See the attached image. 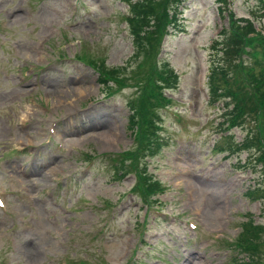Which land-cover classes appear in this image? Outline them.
<instances>
[{"label": "rangeland", "instance_id": "rangeland-1", "mask_svg": "<svg viewBox=\"0 0 264 264\" xmlns=\"http://www.w3.org/2000/svg\"><path fill=\"white\" fill-rule=\"evenodd\" d=\"M263 1L232 0L227 12L217 0L168 3L150 58L137 52L128 0H0V264H247L248 253L264 264V226L260 237L246 229L264 225V203L246 195L258 173L242 166L248 151L212 149L223 110L208 95L213 40L234 17L264 34ZM79 54L127 86L107 94ZM160 63L180 76L160 110L168 143L146 158L166 189L146 204L134 172L113 179L107 156L85 159L136 146L129 101ZM256 127L230 133L242 141Z\"/></svg>", "mask_w": 264, "mask_h": 264}, {"label": "trees", "instance_id": "trees-1", "mask_svg": "<svg viewBox=\"0 0 264 264\" xmlns=\"http://www.w3.org/2000/svg\"><path fill=\"white\" fill-rule=\"evenodd\" d=\"M133 10L132 17H129L132 33L139 45L141 41H149L151 48L160 43L164 32L162 29V20L166 19L165 8L174 3H180L183 0H129ZM229 1V2H228ZM173 2V3H171ZM220 9L227 12L228 3L231 0H217ZM169 5L167 6V4ZM157 20V29H151L152 20ZM254 19V18H253ZM250 17H234L230 28H222L219 36L212 45L213 63L210 68L208 79L209 93L212 101L224 98L223 120L219 125L220 130L224 131L220 138L216 140L212 149L215 152L228 151L229 154H239L244 150L249 151V163H260L264 171V65L258 64L260 55L258 47L264 49V34L255 26V20ZM161 31L163 34H161ZM248 40L246 46L245 41ZM139 47V46H138ZM158 47V46H157ZM145 49V47H143ZM158 49L155 50L156 54ZM150 52L151 50L148 49ZM147 51V55H152ZM243 54L250 56L247 61ZM150 58L152 56H149ZM254 60L251 62V60ZM94 59H89L96 67ZM230 61V65L226 64ZM148 62H150L148 60ZM147 64V63H146ZM101 69V75L105 78L111 76L123 83L119 78L121 73L118 69H108L106 66L98 65ZM238 67H241L238 69ZM139 72L142 74V67L139 66ZM147 79L143 84L139 96L130 102L132 114L130 115V128L135 131L136 146L120 154L117 159L116 174L125 173L127 169H139L142 155L146 152L158 154L167 145L168 142L162 141L160 125L161 114L156 111L158 106L170 103L172 100L163 95L164 89L177 86L178 76L172 70L163 68L158 70L152 66L151 70L142 78ZM141 81V80H139ZM126 83L122 84L125 85ZM121 85V86H122ZM251 120L256 121V129H250L242 141H236L229 132L231 128L242 127ZM255 125H253V128ZM228 148V149H227ZM114 163V162H113ZM264 177V172H261ZM139 179L144 178L140 173ZM145 176V175H144ZM147 177V174H146ZM148 178V177H147ZM145 193L148 195L156 189L162 188L160 182H149ZM141 186V185H140ZM143 190V188H141ZM253 196L264 197V186L256 187L249 191ZM264 225L250 222L247 226L254 230V233L260 237V232ZM254 236L249 237L251 239ZM257 238V236H255ZM257 242L251 241L255 246ZM248 247L252 254L257 252V247ZM248 264V263H247Z\"/></svg>", "mask_w": 264, "mask_h": 264}, {"label": "bare ground", "instance_id": "bare-ground-1", "mask_svg": "<svg viewBox=\"0 0 264 264\" xmlns=\"http://www.w3.org/2000/svg\"><path fill=\"white\" fill-rule=\"evenodd\" d=\"M78 91H79V92H81V90H78ZM59 100H61V98H59ZM62 100L64 101V100H65V98H63V97H62ZM66 103H68V101H67V100L63 102V104H64V105H65Z\"/></svg>", "mask_w": 264, "mask_h": 264}]
</instances>
